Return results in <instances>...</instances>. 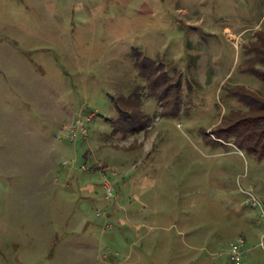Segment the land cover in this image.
<instances>
[{"label": "rangeland", "instance_id": "rangeland-1", "mask_svg": "<svg viewBox=\"0 0 264 264\" xmlns=\"http://www.w3.org/2000/svg\"><path fill=\"white\" fill-rule=\"evenodd\" d=\"M236 86L264 98V0H0V264H264V160L213 133Z\"/></svg>", "mask_w": 264, "mask_h": 264}, {"label": "trees", "instance_id": "trees-1", "mask_svg": "<svg viewBox=\"0 0 264 264\" xmlns=\"http://www.w3.org/2000/svg\"><path fill=\"white\" fill-rule=\"evenodd\" d=\"M135 67L139 75L149 84L148 95L156 96L161 105L165 104V114H174L180 107V73L176 70L171 76L165 71L163 63L150 59L134 50ZM161 92L157 95L161 88ZM136 87L128 95L118 94L111 101L119 112L116 118H108L113 131H132L147 127L148 118L140 110L142 93ZM243 103L244 107L231 109L221 116L219 124L213 130L214 135L233 144L257 159L264 160V98L255 91L236 86L228 91ZM214 140V138H209Z\"/></svg>", "mask_w": 264, "mask_h": 264}, {"label": "built area", "instance_id": "built-area-1", "mask_svg": "<svg viewBox=\"0 0 264 264\" xmlns=\"http://www.w3.org/2000/svg\"><path fill=\"white\" fill-rule=\"evenodd\" d=\"M75 129V128H74ZM262 219L264 221V207H260ZM243 245H244V239L239 237L237 238L235 243H231L229 247H227V252L229 253V258L234 261H238L240 257L242 256L243 252Z\"/></svg>", "mask_w": 264, "mask_h": 264}]
</instances>
